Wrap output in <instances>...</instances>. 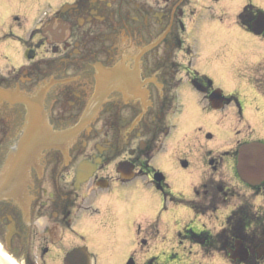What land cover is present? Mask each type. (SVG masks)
<instances>
[{"label":"flooded vegetation","instance_id":"flooded-vegetation-1","mask_svg":"<svg viewBox=\"0 0 264 264\" xmlns=\"http://www.w3.org/2000/svg\"><path fill=\"white\" fill-rule=\"evenodd\" d=\"M0 0V171L39 103L55 130L0 199V264H264V50L252 0ZM258 86H257V85Z\"/></svg>","mask_w":264,"mask_h":264},{"label":"water","instance_id":"water-1","mask_svg":"<svg viewBox=\"0 0 264 264\" xmlns=\"http://www.w3.org/2000/svg\"><path fill=\"white\" fill-rule=\"evenodd\" d=\"M35 107H31V119L40 118ZM88 119V118H87ZM87 119L82 121L77 127L65 131H53L44 122L39 126L30 125L29 130L38 127V133L41 137L31 139L23 136L22 139L15 144L7 161L6 167L0 176V194L5 190H14L17 180H25L28 177L29 168L37 161L41 151L49 148H62L63 144L69 142L75 137V134L82 128ZM240 174L244 180L248 181L251 177H262L264 175V145L253 143L244 146L240 151ZM27 183V180L25 181ZM11 194V192L9 193ZM7 194V195H9Z\"/></svg>","mask_w":264,"mask_h":264},{"label":"rangeland","instance_id":"rangeland-1","mask_svg":"<svg viewBox=\"0 0 264 264\" xmlns=\"http://www.w3.org/2000/svg\"><path fill=\"white\" fill-rule=\"evenodd\" d=\"M245 0H243L240 4V6H242V4H244ZM252 2L254 3V5H256L257 7H259L261 10L264 11V0H252ZM257 49H262L264 50V41H260L257 40ZM257 85V84H256ZM258 86V85H257Z\"/></svg>","mask_w":264,"mask_h":264}]
</instances>
